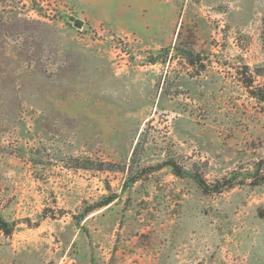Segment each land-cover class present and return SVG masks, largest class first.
Instances as JSON below:
<instances>
[{
    "label": "rangeland",
    "instance_id": "rangeland-1",
    "mask_svg": "<svg viewBox=\"0 0 264 264\" xmlns=\"http://www.w3.org/2000/svg\"><path fill=\"white\" fill-rule=\"evenodd\" d=\"M263 94L264 0H0V264H264Z\"/></svg>",
    "mask_w": 264,
    "mask_h": 264
},
{
    "label": "trees",
    "instance_id": "trees-1",
    "mask_svg": "<svg viewBox=\"0 0 264 264\" xmlns=\"http://www.w3.org/2000/svg\"><path fill=\"white\" fill-rule=\"evenodd\" d=\"M259 99L264 102V94L260 95ZM196 183L203 192H208V187L200 179H196ZM258 217L264 220V208L258 210Z\"/></svg>",
    "mask_w": 264,
    "mask_h": 264
},
{
    "label": "water",
    "instance_id": "water-1",
    "mask_svg": "<svg viewBox=\"0 0 264 264\" xmlns=\"http://www.w3.org/2000/svg\"><path fill=\"white\" fill-rule=\"evenodd\" d=\"M71 21H73V24L76 28H80L83 24V22L81 20L78 19H74L73 17L69 18Z\"/></svg>",
    "mask_w": 264,
    "mask_h": 264
}]
</instances>
